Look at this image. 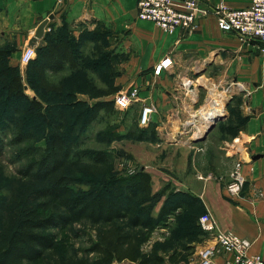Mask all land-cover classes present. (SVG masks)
<instances>
[{
	"label": "rangeland",
	"instance_id": "rangeland-1",
	"mask_svg": "<svg viewBox=\"0 0 264 264\" xmlns=\"http://www.w3.org/2000/svg\"><path fill=\"white\" fill-rule=\"evenodd\" d=\"M65 26L69 27L67 24ZM80 41L83 45L78 47L82 50V54L78 56V64L73 68L66 66L61 71L48 74L53 84L61 86L60 90L51 91L35 87L37 80L32 62L24 63L19 60L18 67L26 85L24 91L29 97L36 96L41 102L44 117L30 112L26 99L7 98L0 90V235L8 223L9 215L13 213L16 218L20 215L26 204L27 192L41 182L34 177L21 174L19 170L28 164L36 163L43 154L46 137L53 129V124L59 121L56 115L61 110L66 116L63 134L72 143H79L76 149L101 150L109 159L107 170L90 173L87 172L89 168L85 167L89 156L88 154L82 156L80 162L68 171L72 191L87 195L95 190H101L111 195H120L123 193L124 185L131 182L135 176L137 169L142 168L150 173L151 188L156 194L144 203V211L153 214L157 213V208L163 201H174L176 196L173 193L178 191L179 187L188 185L194 174L207 172L219 174L228 163L225 160L226 154L230 156L229 154L234 153L232 149H235L237 141L236 126L242 118L239 105L243 97V92L235 82L229 79L230 84L227 85L223 83L224 81L219 82L217 79L205 77L203 73H192L189 79L196 82L197 91L194 102L185 87L183 89L179 85L175 91L169 87L177 99L175 109L182 115L180 121L183 122L179 127L176 123L173 132L170 125L173 124L170 122L173 121L172 118L167 125L162 123L158 128L157 120L152 116L156 110L151 113L147 123L141 122L143 97L140 91L142 88L156 87V83L150 80L145 83L148 87L141 85V78L145 76L144 74L152 72L151 70L156 73L155 66L154 69H150L149 66L123 65L127 55L109 48L107 32L103 29L94 35L86 33ZM257 47L264 56V45L258 44ZM35 57L36 51L33 58ZM200 78L207 79L216 87L210 85L206 87V84L197 82ZM178 80L180 82V79ZM151 82L154 84H149ZM134 88L136 99L125 109L118 107L114 99L115 93L119 90L131 91ZM211 89L216 90L215 94L226 97L224 114L231 113V116L217 119L205 137L196 140L203 135L206 125L210 122L199 130L196 120L182 107L183 102L180 99L187 101L192 105L191 109L195 110L205 103ZM106 90L112 92L104 95ZM100 97L111 100L112 109L102 110L97 117L88 120L89 106ZM231 99L234 101L230 102ZM217 101V104H220L218 108H221L222 101L219 99ZM158 129L163 130V133L160 134ZM170 221L177 222V219L166 221L168 224L162 222L154 224L148 239L142 243L143 249H149L154 245L180 251L181 244L187 240V234L178 228V224L172 225ZM73 227L78 230L83 228L91 230L85 222L75 224ZM132 229L142 236L146 235L145 228ZM193 235L198 239V257L199 238L202 237V233L198 229H192L191 236ZM84 239L83 235L75 238L71 251L79 253L87 245ZM115 264L139 263L124 260Z\"/></svg>",
	"mask_w": 264,
	"mask_h": 264
},
{
	"label": "crops",
	"instance_id": "crops-1",
	"mask_svg": "<svg viewBox=\"0 0 264 264\" xmlns=\"http://www.w3.org/2000/svg\"><path fill=\"white\" fill-rule=\"evenodd\" d=\"M136 1L0 0V49L12 47L8 61L12 65H20L21 52L25 46L30 45L28 41L37 24L49 13H53L44 27V34L49 32L53 40L66 34L82 46V35L100 27L107 32L109 48L127 55L123 65H142L154 69L161 59L168 56L171 59L168 67L161 68L158 73L151 70L141 78V85L145 86L150 80L156 83V87L146 85L148 88H142L140 94L143 102L150 101L156 106V113L152 116L157 120L158 128L162 123L167 125L172 118L173 121L170 122L173 124L170 125L173 132L177 125L179 127L182 115L175 109L177 99L169 87L174 91L179 85L183 89L185 87L194 102L197 98L196 82L191 85L184 82L186 78H190V74L203 73L205 77L224 81L227 85L230 84L229 79L235 81L243 92L239 108L245 118L236 126V139L240 141L241 147L239 150L233 148L234 153L229 154L230 156L226 154L225 160L228 163L219 174H194L188 185L177 190L197 198L202 212L208 210L221 229H233L239 235L249 238L252 241L249 251L264 257V56L257 47L264 43L258 40L244 43L235 33L222 31L211 10L198 17L195 28L187 30L176 27L169 32L151 20L138 18ZM199 1L201 5L212 9L221 0ZM223 1L229 7H241L249 2ZM66 24L69 27H63ZM43 36L37 39L34 47L45 43ZM153 82L149 84H154ZM197 82L206 84V87H216L205 78H200ZM190 88H193L192 93L189 92ZM215 91L209 90L205 103L195 109L197 113L205 110L209 103H216L217 99L222 101L219 111H224L226 97L215 94ZM180 101L183 102L182 107L192 115L195 111L191 109L192 105L183 99ZM233 101L231 99L230 102ZM227 116L229 113L225 117ZM158 130L160 134L163 133V130ZM241 149L244 152L239 154ZM254 155L257 156L253 158ZM238 159L241 160V171L246 181L240 195L231 197L225 185ZM158 210L159 207L156 212ZM204 241L203 239L199 244ZM188 243L194 249L187 255V260L182 259L175 264H197V241ZM227 256L228 253H224L216 258L223 262ZM124 260L134 262L127 258L120 261ZM120 261L114 260L112 264Z\"/></svg>",
	"mask_w": 264,
	"mask_h": 264
},
{
	"label": "trees",
	"instance_id": "trees-1",
	"mask_svg": "<svg viewBox=\"0 0 264 264\" xmlns=\"http://www.w3.org/2000/svg\"><path fill=\"white\" fill-rule=\"evenodd\" d=\"M94 30L85 32L82 37L86 33L94 35L102 31L100 27ZM43 38L45 43L35 47L36 57L30 60L37 80L34 86L51 91L60 90L61 86L53 84L48 74L61 71L66 66L75 67L82 50L66 34L53 40L47 32ZM10 50L12 47L0 49V90L7 98L26 99L28 110L44 117L41 102L36 96L29 97L25 93L26 85L18 65L9 63ZM112 90H106L103 94H109ZM112 103L105 97L95 100L88 108V120L97 117L102 110L110 111ZM58 113L56 117L59 121L53 124V129L46 137L43 154L36 163L19 170L21 174L41 182L27 192L26 204L20 215L17 218L13 213L9 215L8 223L0 235V264H112L114 260L126 258L139 264H175L179 260H187V255L194 247L188 242L198 241L194 235L191 236V230H200L202 237L199 241L206 236L198 222L199 215L204 211L197 198L187 192L175 191L173 194L176 199L172 202L163 201L156 214L145 212L144 203L156 194L151 188L150 173L142 168L137 169L120 195L101 190L87 195L74 193L68 171L80 162L82 156H89L85 167L89 168L87 172L90 173L107 170L109 159L101 150L76 149L79 143H72L63 134L65 113L62 110ZM230 116L231 113L226 118ZM244 118L242 116L237 123ZM175 219L177 222L170 223L178 224V228L187 234V240L179 249L181 252L154 245L143 249L142 243L148 239L155 223L168 224L166 221ZM84 222L91 230L73 227ZM134 227L145 228L146 235L136 233L132 229ZM82 235L87 245L79 253L72 252L74 239Z\"/></svg>",
	"mask_w": 264,
	"mask_h": 264
},
{
	"label": "built area",
	"instance_id": "built-area-1",
	"mask_svg": "<svg viewBox=\"0 0 264 264\" xmlns=\"http://www.w3.org/2000/svg\"><path fill=\"white\" fill-rule=\"evenodd\" d=\"M136 10L138 18L151 20L169 32L176 27L187 30L195 28L198 17L211 10L217 26L222 31L235 33L244 43L254 40L264 43V0H249L247 5L241 7H229L221 0L212 9L201 5L199 0H137ZM34 54V45H27L21 52L20 60L27 63ZM170 64L171 59L164 57L155 65V72L158 73L161 68ZM185 81L188 83L191 79L186 78ZM114 99L118 107L125 109L136 99V89L119 90ZM155 110L154 103L144 101L140 113L141 122L147 123ZM239 142L237 140L235 143L238 150L241 147ZM242 151L244 152L242 149L238 151L239 154H242ZM245 181L241 160H238L225 185L228 195H240ZM198 222L206 236L199 248L197 264H264L263 256L249 251L252 243L249 238L239 235L233 229H221L208 210L199 215ZM224 253L229 256L225 257L223 262L218 261L216 257Z\"/></svg>",
	"mask_w": 264,
	"mask_h": 264
},
{
	"label": "bare ground",
	"instance_id": "bare-ground-1",
	"mask_svg": "<svg viewBox=\"0 0 264 264\" xmlns=\"http://www.w3.org/2000/svg\"><path fill=\"white\" fill-rule=\"evenodd\" d=\"M186 84L191 85V84H193V82L190 81ZM192 89L193 88H190V90H189L190 93H192ZM217 102L216 103H209L208 106H206L205 110L201 111L200 113H197L196 112L197 110L193 111L192 117H193V119L196 120V122H197L196 124H198V126H197L198 129L200 127L202 128V126L206 125V123H209V120H212L214 117H217V116L222 115L224 113V111L223 112L220 111V113L218 112L219 111L218 105H220V104H217ZM216 107H217V109H215Z\"/></svg>",
	"mask_w": 264,
	"mask_h": 264
},
{
	"label": "water",
	"instance_id": "water-1",
	"mask_svg": "<svg viewBox=\"0 0 264 264\" xmlns=\"http://www.w3.org/2000/svg\"><path fill=\"white\" fill-rule=\"evenodd\" d=\"M53 17V13H49L45 18H43L36 26L35 30H34V34L33 36L30 37L28 43L30 45H36V41L39 37H42L44 34V27L46 25V23L48 22V20L50 18ZM226 115L223 113L222 115H219L217 117H214L211 121H209L210 123L205 127L204 133L202 136L197 137L196 140H200L203 139L206 135V133L211 129V127L213 126L214 122L217 119H221L224 118ZM257 155H254L253 158H255Z\"/></svg>",
	"mask_w": 264,
	"mask_h": 264
}]
</instances>
